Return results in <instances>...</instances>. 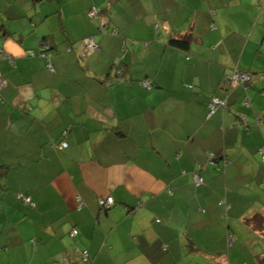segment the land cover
<instances>
[{
	"label": "crops",
	"instance_id": "obj_1",
	"mask_svg": "<svg viewBox=\"0 0 264 264\" xmlns=\"http://www.w3.org/2000/svg\"><path fill=\"white\" fill-rule=\"evenodd\" d=\"M0 48V264H259L264 0H0Z\"/></svg>",
	"mask_w": 264,
	"mask_h": 264
},
{
	"label": "built area",
	"instance_id": "obj_2",
	"mask_svg": "<svg viewBox=\"0 0 264 264\" xmlns=\"http://www.w3.org/2000/svg\"><path fill=\"white\" fill-rule=\"evenodd\" d=\"M83 44L88 45L91 48H95L96 45L93 41V39L91 38H86L83 41ZM42 56L46 57L47 59L49 58V54H47L46 52L42 53ZM10 56L8 55V53L0 48V59H4V58H9ZM49 67L53 68L52 64L49 63ZM231 81H233L234 83H244V84H249L252 82V73L246 72V71H242L239 70L238 68L235 69L234 73L230 76ZM148 83V82H147ZM5 84V80L0 77V88ZM225 102L218 99V98H214L213 101L210 102L209 106H210V113H213L219 106L224 105ZM68 146V142L66 140H63L61 143V148L67 147ZM263 150V149H262ZM263 161H264V156H263ZM195 179H196V183L197 184H201L203 182L202 177L196 173L195 175ZM29 200V199H28ZM30 201V200H29ZM114 203V199L113 197H108L106 199H101L100 200V204L104 207H109ZM78 233L77 229H74L71 232V235H75ZM83 258L86 260L89 258V254L88 251L85 250L83 252Z\"/></svg>",
	"mask_w": 264,
	"mask_h": 264
},
{
	"label": "trees",
	"instance_id": "obj_3",
	"mask_svg": "<svg viewBox=\"0 0 264 264\" xmlns=\"http://www.w3.org/2000/svg\"><path fill=\"white\" fill-rule=\"evenodd\" d=\"M170 43L175 45V46H179V47L187 49L189 47V45H190V38H188V37L187 38H172L170 40ZM246 72H249V71H246ZM249 73H251V72H249ZM262 76H263V74H262ZM252 83H253V81L251 83H249V84H252ZM249 84H247V85H249ZM260 152L262 153V158H263V156H264V148H260ZM3 168H4L3 166H0V173H2V171H3L2 169ZM86 260H88V259H86ZM258 260H259V264H264V256L259 257Z\"/></svg>",
	"mask_w": 264,
	"mask_h": 264
},
{
	"label": "clouds",
	"instance_id": "obj_4",
	"mask_svg": "<svg viewBox=\"0 0 264 264\" xmlns=\"http://www.w3.org/2000/svg\"><path fill=\"white\" fill-rule=\"evenodd\" d=\"M8 46L11 47V42H9V45Z\"/></svg>",
	"mask_w": 264,
	"mask_h": 264
},
{
	"label": "rangeland",
	"instance_id": "obj_5",
	"mask_svg": "<svg viewBox=\"0 0 264 264\" xmlns=\"http://www.w3.org/2000/svg\"><path fill=\"white\" fill-rule=\"evenodd\" d=\"M256 76V75H255ZM258 76V75H257Z\"/></svg>",
	"mask_w": 264,
	"mask_h": 264
}]
</instances>
